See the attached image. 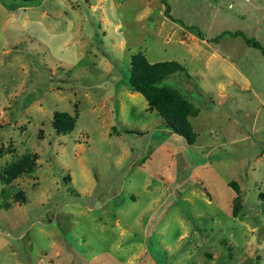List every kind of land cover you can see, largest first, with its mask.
<instances>
[{"label": "rangeland", "instance_id": "374dc122", "mask_svg": "<svg viewBox=\"0 0 264 264\" xmlns=\"http://www.w3.org/2000/svg\"><path fill=\"white\" fill-rule=\"evenodd\" d=\"M165 2L0 0V264H264V54L232 34L264 51V0ZM138 52L182 66L192 144L128 86Z\"/></svg>", "mask_w": 264, "mask_h": 264}, {"label": "trees", "instance_id": "16d2710c", "mask_svg": "<svg viewBox=\"0 0 264 264\" xmlns=\"http://www.w3.org/2000/svg\"><path fill=\"white\" fill-rule=\"evenodd\" d=\"M21 1L24 2L23 4H27L35 0ZM159 1L164 5V16L170 18L165 0ZM232 34L240 36L247 45L258 48L264 54V51L256 42L251 41L239 32H233ZM196 35L202 38L200 32H196ZM213 40L215 38H212L210 41ZM128 64V77L126 78L128 86L144 97L148 109H154L159 114L166 128L183 137L187 144H192L195 140V134L192 131L188 117L195 116L197 109L176 88L161 83L162 79L167 75L182 70V66L176 61L149 63L139 52L130 56ZM74 122V116L66 112L56 111L52 114L50 124L57 133H66L73 128ZM33 165L34 155L25 154L4 167L1 181L4 184H8L20 173L30 171ZM228 185L236 193L233 197L234 205L231 209L232 216H235L237 211L236 204L239 201L237 195L238 188L234 181H230Z\"/></svg>", "mask_w": 264, "mask_h": 264}, {"label": "crops", "instance_id": "0c3cea01", "mask_svg": "<svg viewBox=\"0 0 264 264\" xmlns=\"http://www.w3.org/2000/svg\"><path fill=\"white\" fill-rule=\"evenodd\" d=\"M200 41H202L203 42V39H200ZM168 129V128H167ZM131 197V196H130Z\"/></svg>", "mask_w": 264, "mask_h": 264}]
</instances>
